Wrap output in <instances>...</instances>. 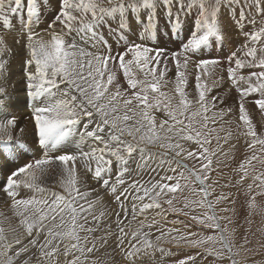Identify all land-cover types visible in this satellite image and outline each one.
Wrapping results in <instances>:
<instances>
[{"label":"snow or ice","instance_id":"obj_1","mask_svg":"<svg viewBox=\"0 0 264 264\" xmlns=\"http://www.w3.org/2000/svg\"><path fill=\"white\" fill-rule=\"evenodd\" d=\"M46 7L45 0H0V192L8 212L0 211V264H105L92 257L108 246L125 264H145L156 252H171L163 241L196 250L175 264H199L205 256L240 264L234 248L251 251L250 241L234 243L235 230L227 226L234 198L223 189L251 178L248 207L264 212V172L253 164L264 165V127L258 134L246 108L251 102L264 112V23L244 32L256 23L248 13L258 9L264 21V0H58L37 32ZM165 14L173 21L170 33L192 21L174 51L153 45ZM225 17L245 43L223 59L205 55L230 30ZM10 32L17 33L13 45ZM14 47L23 53L21 83L34 136L33 158L19 164L16 158L28 153L25 130L9 111ZM225 83L223 95L213 93ZM233 88L238 98L228 104ZM241 137L252 154L232 169L234 183L221 184ZM140 170L165 175L126 183ZM50 172H58L61 191L45 186ZM87 178L111 193L115 209L99 207ZM150 210L156 215L149 217ZM168 213L201 232L162 228Z\"/></svg>","mask_w":264,"mask_h":264},{"label":"rangeland","instance_id":"obj_2","mask_svg":"<svg viewBox=\"0 0 264 264\" xmlns=\"http://www.w3.org/2000/svg\"><path fill=\"white\" fill-rule=\"evenodd\" d=\"M45 4L47 5L45 10V15L41 17V23L39 27L36 28V31L39 32L42 28L46 27L51 16L53 13L57 10L58 6V0H45ZM175 11V9H173ZM257 11H253L248 13L251 20H254L256 23L252 27H245L244 32H252L261 23H264V21L261 20V18L257 15ZM165 20L168 21L167 25L165 24ZM173 21L168 20L167 15H164V18L160 21L159 24V35L158 39L153 42V45H159L162 48H166L169 51H174L178 48V46L185 41V37L187 35L186 28L188 25L192 23V21L189 19L187 24H185L184 29L180 30L177 34V31L175 29L172 30V32H169V27H171ZM182 23H184L182 19ZM224 24L230 29L228 32L224 34L223 41H216L214 47H209L206 50L205 55H211L220 57L223 59L228 53L231 51H236L240 45L245 43L246 36L242 32H237L235 30L231 29L230 21L227 17H225ZM0 34H4V31L0 29ZM17 35L16 32H10L6 35V39L9 43V45H13V38ZM131 39L135 40V34L131 37ZM138 42V41H137ZM23 43V40L21 41ZM14 51L17 52V55L13 58L12 63L20 64L21 62V56L23 55L22 52L16 47H14ZM237 55L240 56L241 53L237 52ZM223 67H227V64H223ZM171 68V64L169 65ZM190 72L192 73L189 77V86L186 89L189 93H192L194 90V75L195 70L190 65ZM259 70V69H254ZM174 68H172L171 71L167 74V79L174 80ZM16 76L19 78L21 76L20 66L16 71ZM245 74H247V71H245ZM227 79V78H226ZM15 80V78L11 75V81ZM10 81V82H11ZM171 87V85L169 86ZM230 85L228 83H225L221 85L218 89H213V93L220 92L222 95L224 94V91L228 89ZM11 89V88H10ZM9 89V90H10ZM165 91H168L169 89H164ZM238 98V94L236 90L233 88L231 92L228 93V96L226 98V103L232 104L234 102V99ZM256 98V95L253 94L252 97H249V101H254ZM30 104V103H28ZM31 105V104H30ZM246 108L249 111L250 116L253 119V123L257 127L258 134L262 130V127H264V112H261L254 103H246ZM25 112L12 110L11 108L9 111L15 113L18 123L20 127H23L25 130V136L22 141V146L24 148V151L28 153V155L16 158V163H23L27 162L28 160L32 159V151H33V143H34V136H33V122L31 119V109L30 107L25 108ZM158 119H163L164 117L157 113ZM233 130H236V121L234 119L233 121ZM257 154H259V146L256 148ZM252 154V151L249 150L244 143V138L241 137L240 142L237 143L236 148L232 150V156L229 159L228 165L223 170V177L225 179H221L220 183L224 184L227 183L228 180H232L234 183L235 179H238V177H234L232 173V169L236 168L241 162L245 156H250ZM232 157H234V162L232 160ZM12 159V157H10ZM253 164L256 165V172H264V165H260L256 163L255 161ZM11 167H14L15 165H10ZM7 169H5L6 171ZM77 172L81 173V165L77 164ZM171 174V173H168ZM165 175L164 172H160L159 175H157L156 172H149L146 170H140V171H133L130 176H125V181L131 182L132 180H139L142 184L148 182V181H155L159 180L161 176ZM0 178H2V175H0ZM88 179V187L89 188H95L96 191L92 193L91 198L95 199L96 195L99 194L101 197V205L99 207H104L107 209H115L116 204L111 199V193L105 192L104 189L101 187V185L96 184L95 181L91 178ZM112 180L115 179V177H111ZM59 180V174L58 172H50L48 177L45 179L44 183L46 187H50L55 191H61L59 188V185L57 181ZM111 182V180H110ZM252 183L251 178L245 181V185L240 188L236 187H228L224 188L223 191L225 192H231L233 194L234 198V204L231 205V207L234 208L235 214L232 216L233 223L228 224V229L230 233H233V229L235 230L233 233V241L236 245L243 243V237L247 236L250 243L246 245L247 249H251V251H245L241 248H234V251H238L239 255L236 257L238 261H240V264H264V212H261L260 210L252 211L249 209V199H248V189L247 184ZM83 190V189H82ZM220 191V189H218ZM258 204H260V198L256 197ZM264 207V205H261ZM0 211L5 212V214H8L7 207L5 205V196L3 192H0ZM149 217L155 216L156 212L149 211L148 213ZM221 215H229L227 213H221ZM157 219H160V217H157ZM180 221H185V224H181ZM148 221H146L147 223ZM135 226V225H133ZM161 227L162 228H180L181 231H185L187 229L188 231L200 233V227L192 225L190 221H187L182 215L172 214L168 213L164 216L163 220L161 221ZM203 234H211V233H203ZM155 235V233H154ZM154 238V236H153ZM162 247L170 248L171 252L168 254H165L164 256H161L159 252H156L154 256L146 258L145 264H175V261L177 259L183 258L187 254H193L195 255L196 250L189 249V248H178L175 243H169L168 241L162 242ZM92 259H101L105 261V264H125L123 258L119 254V252H114L112 246H108L106 248H102L95 257H92ZM199 264H217V262L210 256H205L202 259H200Z\"/></svg>","mask_w":264,"mask_h":264},{"label":"bare ground","instance_id":"obj_3","mask_svg":"<svg viewBox=\"0 0 264 264\" xmlns=\"http://www.w3.org/2000/svg\"><path fill=\"white\" fill-rule=\"evenodd\" d=\"M19 66H20V64H15L13 67L12 77L15 78V80H12L11 83L14 84L15 87L10 89V91L13 93V95H12L11 100L9 101V103L11 105V109L16 111V113L19 110L22 112H25L26 107H30V109H31V105L26 103V99H28V98L26 97V94H25L24 88H23V84L21 83L22 73H21V76L19 78L16 76V73H14V71H16ZM13 114L15 115V113H13Z\"/></svg>","mask_w":264,"mask_h":264}]
</instances>
